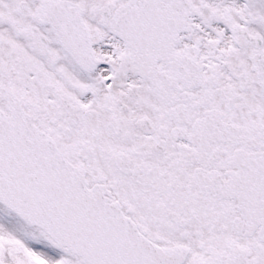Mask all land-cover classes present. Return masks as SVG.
Returning a JSON list of instances; mask_svg holds the SVG:
<instances>
[{"label": "snow or ice", "instance_id": "snow-or-ice-1", "mask_svg": "<svg viewBox=\"0 0 264 264\" xmlns=\"http://www.w3.org/2000/svg\"><path fill=\"white\" fill-rule=\"evenodd\" d=\"M0 264H264V0H0Z\"/></svg>", "mask_w": 264, "mask_h": 264}]
</instances>
